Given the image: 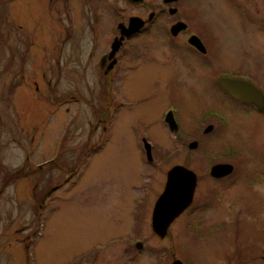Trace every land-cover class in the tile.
<instances>
[{
	"label": "rangeland",
	"instance_id": "374dc122",
	"mask_svg": "<svg viewBox=\"0 0 264 264\" xmlns=\"http://www.w3.org/2000/svg\"><path fill=\"white\" fill-rule=\"evenodd\" d=\"M120 1L124 6L111 7L109 0H0V264H264L259 116L240 119L238 139L234 128L222 138L215 127L195 141L198 148L191 147L197 138L170 132L161 111L170 104L182 113L214 109L220 92L207 75L192 71L190 77L183 68L175 73L173 61L162 65L163 56L157 72L148 71L147 87L131 91L138 97L123 111L120 126L126 129L108 137L98 127L97 114L112 103L106 89L94 87L100 72H87L80 81L78 62L88 52L95 22L113 20L114 11L124 18L139 11ZM237 18L227 19L232 34L220 43L222 62L241 63L264 82V47L251 49L237 38ZM150 75L160 78L157 87ZM143 135L157 146L153 162L145 156ZM231 142L244 143L255 163L220 157ZM209 155L213 162L239 163L246 173L235 171L226 185L212 183L221 192L215 206L196 213L192 205L165 237L157 236L151 212L170 170L182 165L197 172L199 206L208 191L202 185L212 180L205 176ZM251 177L262 183L251 186ZM143 198L148 211L137 228Z\"/></svg>",
	"mask_w": 264,
	"mask_h": 264
},
{
	"label": "flooded vegetation",
	"instance_id": "af4514ba",
	"mask_svg": "<svg viewBox=\"0 0 264 264\" xmlns=\"http://www.w3.org/2000/svg\"><path fill=\"white\" fill-rule=\"evenodd\" d=\"M125 2L139 7V11L127 18L117 15L114 11L111 16L113 20L110 18L104 25L95 22L88 43V52L87 54L83 52L78 62V66L82 69L80 81L87 79V72L91 74L95 71L100 72L101 79L98 80L99 75L96 74L97 80L94 87L106 89L109 95L107 98L112 103L104 115L102 111L97 114L98 127H102L103 136H115L121 131L123 111L130 108L138 97L131 95V91L136 87L141 89L147 87L148 71L157 72L156 61L159 62L163 56H166L167 60L162 65L173 61L176 67L175 73L179 72V68H183L190 77L192 71L207 75L212 78L220 92V95L216 97V107L203 110L201 113L198 111L196 116H194L196 113L191 111L183 110L182 113V110L174 104L164 108L160 118H163V125L170 132L183 133L197 138L194 142H200L203 140L202 137L214 131L215 127L220 135L223 134L222 138L224 134H227L228 128H234L235 138L238 139L243 122L240 119L249 120L250 117L259 116L264 121L263 80L241 63L227 65L220 57V43L223 36L232 34L228 30L233 22L227 20L231 15L237 14L240 22H236L240 33L239 35L236 33L237 38L246 39L251 44V49L259 50L260 46L264 47V0H125ZM109 4L111 7L124 6L120 0H109ZM134 18L140 20V30L122 38L123 29L120 25L128 28ZM193 59L198 62L197 66L192 64ZM148 64H154L153 69ZM133 71H139V75L136 74L133 78L131 75ZM150 77L149 83L155 85L151 86L157 87L160 78L152 75ZM193 80L191 79L189 83ZM170 118L172 123L169 121ZM144 128L149 131L150 125L144 124ZM108 139L106 142L110 141V138ZM141 141L146 152L145 156L148 155L147 148H150L151 161L148 156L146 158L149 162H153L157 146L146 135L141 136ZM229 146L228 151L225 150L224 153L219 154L220 157L242 160L248 165L255 163V159L244 143L231 142ZM207 154L210 153L207 152ZM174 155H177V152ZM210 156L207 160L205 176L212 180L208 187L202 185V190L208 189V191L203 192L201 199L198 198L199 206L194 205L201 182L197 172L188 168L195 176L192 201L190 206L171 222L167 234L192 205V211L195 212L206 211L215 206L211 203L221 197V192L217 187L210 186L212 183L226 185L235 171L242 169L243 173H246L242 168L244 166L239 163L233 165L213 162ZM166 159L167 155L161 157L162 161ZM220 165L232 166L231 173L222 175L221 171L217 175L213 174V168ZM233 178L236 182L242 179V177ZM245 180L248 181L247 178ZM250 180L251 186L262 183V179L258 177H251ZM146 203L147 198H143L141 209L136 214L140 219L137 228L143 226L144 209L148 211V207H145ZM155 205L156 203L152 208L150 224L153 232ZM162 220L159 219L160 222Z\"/></svg>",
	"mask_w": 264,
	"mask_h": 264
},
{
	"label": "water",
	"instance_id": "95a60500",
	"mask_svg": "<svg viewBox=\"0 0 264 264\" xmlns=\"http://www.w3.org/2000/svg\"><path fill=\"white\" fill-rule=\"evenodd\" d=\"M139 21L138 18L132 19L128 28L120 25V28L123 29L122 38L138 32L141 28V23ZM229 83L233 84L235 82ZM258 104L260 105V103ZM169 121L172 123L171 118ZM197 146V142L191 144V147L193 148H196ZM147 154L149 160H151V151L149 147L147 148ZM231 171L232 166L227 165H220L213 168V174L215 175L219 172H221L222 175H227L230 174ZM194 188L195 176L192 171L183 166H176L170 170L165 191L155 205L153 228L156 234L160 237H165L167 235L168 227L171 222L190 206ZM159 219H163L162 222H160ZM137 246L139 249L142 248L140 243H138ZM173 264H183V262L181 260H176Z\"/></svg>",
	"mask_w": 264,
	"mask_h": 264
}]
</instances>
